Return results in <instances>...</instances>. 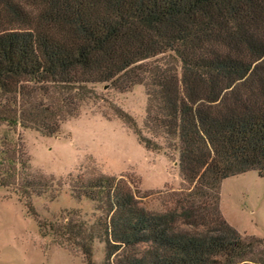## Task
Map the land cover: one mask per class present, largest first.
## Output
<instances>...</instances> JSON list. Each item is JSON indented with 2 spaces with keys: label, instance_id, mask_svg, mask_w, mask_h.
Masks as SVG:
<instances>
[{
  "label": "trees",
  "instance_id": "16d2710c",
  "mask_svg": "<svg viewBox=\"0 0 264 264\" xmlns=\"http://www.w3.org/2000/svg\"><path fill=\"white\" fill-rule=\"evenodd\" d=\"M134 86L144 91L140 124L107 100ZM82 111L120 118L149 151L176 153L190 188L178 214L153 213L89 170L69 188L91 214L63 211L39 224L43 238L85 264H96L95 242L102 264H264L259 242L218 205L224 179L264 177V0H0V126L57 136ZM4 145L1 183L42 193L22 177L25 156ZM205 197L223 229L174 228L177 217L197 229Z\"/></svg>",
  "mask_w": 264,
  "mask_h": 264
},
{
  "label": "rangeland",
  "instance_id": "374dc122",
  "mask_svg": "<svg viewBox=\"0 0 264 264\" xmlns=\"http://www.w3.org/2000/svg\"><path fill=\"white\" fill-rule=\"evenodd\" d=\"M117 93L112 90L107 100L140 124L145 107L143 88L134 86L124 95ZM4 143L16 146L27 159L22 177L36 179L45 188L42 193L27 195L0 180V264H85L80 254L43 238L38 228L63 211L81 209L91 214L89 201L77 199L69 188L71 179L86 177L89 170L120 180L135 195L139 206L153 213L178 214L181 199L190 188L180 176L176 153L168 156L164 151L145 149L117 117L108 119L82 111L78 118L65 122L57 136L0 126V163L5 156ZM16 158L18 168V152ZM218 194L220 215L226 224L240 236L258 241V249L264 253V177L249 171L226 178ZM211 201V197L202 200L207 215L196 220L197 229L177 217L174 228L203 232L209 225V230H222L218 220H211ZM93 248L96 264H102L104 245L95 242ZM142 251L141 246L135 248V253Z\"/></svg>",
  "mask_w": 264,
  "mask_h": 264
}]
</instances>
